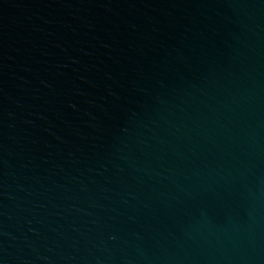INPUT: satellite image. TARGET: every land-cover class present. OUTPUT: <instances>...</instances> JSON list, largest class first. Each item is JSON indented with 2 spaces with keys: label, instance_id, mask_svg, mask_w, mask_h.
<instances>
[{
  "label": "water",
  "instance_id": "water-1",
  "mask_svg": "<svg viewBox=\"0 0 264 264\" xmlns=\"http://www.w3.org/2000/svg\"><path fill=\"white\" fill-rule=\"evenodd\" d=\"M0 264H264V0H0Z\"/></svg>",
  "mask_w": 264,
  "mask_h": 264
}]
</instances>
